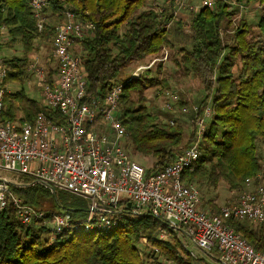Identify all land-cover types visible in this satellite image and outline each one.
Listing matches in <instances>:
<instances>
[{
  "label": "trees",
  "instance_id": "16d2710c",
  "mask_svg": "<svg viewBox=\"0 0 264 264\" xmlns=\"http://www.w3.org/2000/svg\"><path fill=\"white\" fill-rule=\"evenodd\" d=\"M48 1L43 10L50 11L52 17L69 10L93 25L80 42L85 53L81 66L88 97L105 95L127 66L146 56L162 54L163 48L171 51L179 72L200 78L204 94L185 142L181 123L160 122L142 102L143 86L158 84L162 90L169 89L161 64L155 72L149 67L147 76L123 80L119 118L131 152L153 157L147 172L171 162L175 151L195 139L194 120L209 104L213 113L202 134L199 157L183 171L182 179L186 183L205 181L210 186L224 180L235 191L250 182L253 188L260 185L264 178V0H245L260 6L256 25L244 18L236 22L226 0H212L211 6L203 5L192 14L187 32L183 31L184 23L174 17L175 0H166L167 6L158 10L148 5L150 0ZM35 23L27 0H0V25L9 34L0 49L3 45L12 48L15 43L22 47L21 55L6 58V84L26 80L27 63L37 48L35 41H45L54 34L50 19L41 31ZM180 32L187 34L189 46H176ZM47 68L53 71L51 65ZM3 101L2 118L6 120L31 121L41 109L39 100L23 89L6 93ZM10 187L21 201L46 215L23 224L11 202L0 210V264H166V260L196 264L180 248L182 235L178 230L152 215L133 214L127 209L119 214V222L112 229L84 230L77 225L49 241L46 235L51 230V215L67 211L76 220L83 219L87 201L64 190L51 191L40 183ZM209 207L213 212L216 205ZM226 222L256 251L264 253V234L259 228L233 217ZM163 231L166 237H160ZM141 237H146V243L140 255L137 244Z\"/></svg>",
  "mask_w": 264,
  "mask_h": 264
},
{
  "label": "built area",
  "instance_id": "2783aa9c",
  "mask_svg": "<svg viewBox=\"0 0 264 264\" xmlns=\"http://www.w3.org/2000/svg\"><path fill=\"white\" fill-rule=\"evenodd\" d=\"M27 4L38 29H42L46 0H27ZM183 4L179 0V6ZM212 4V0H202L187 6L197 9ZM63 15L51 42L55 74L48 76L32 56L27 63V70L38 82L41 107L31 121L2 118L3 97L10 92L4 82L9 70L6 58L10 56H4L0 49V210L11 202L23 224L45 217V211L21 201L10 187L40 183L51 191L64 190L87 201L83 219L76 220L67 211L51 215V230L46 236L49 241L77 225L84 230L112 229L119 222V214L127 209L133 214L152 215L168 228L178 230L182 235L180 248L194 259L197 253L186 247L184 237L211 257L213 264H264V253L256 251L226 222L230 217L252 221L264 234V185L243 190L218 213L198 206L199 191L184 182L182 173L199 157L203 117L197 120V140L179 150L170 163L147 172L133 161L121 142L125 127L117 115L122 84H113L101 97L86 95L83 58L72 50V45L78 40L76 44H80L93 26L69 10ZM8 38L7 29L0 25V43ZM163 52L154 60H166L167 50ZM144 69L138 66L130 74L138 76ZM177 98L168 92L165 106L171 108ZM210 114L207 107L204 115ZM160 237H166V231ZM144 243L146 237H141L137 244L140 255Z\"/></svg>",
  "mask_w": 264,
  "mask_h": 264
},
{
  "label": "rangeland",
  "instance_id": "374dc122",
  "mask_svg": "<svg viewBox=\"0 0 264 264\" xmlns=\"http://www.w3.org/2000/svg\"><path fill=\"white\" fill-rule=\"evenodd\" d=\"M202 0H184L183 2L186 3V5H193V4H198V2H201ZM226 2L229 4V8L233 9L235 12V17L234 20L237 22L238 20L244 18L246 21L251 23L252 25H256L259 16H260V6L257 2H251L247 3L245 0L243 1H237V0H226ZM168 2L166 0H150L148 5L150 7H153L155 9H159L161 7L167 6ZM182 9H187L188 15L186 16L185 19H178L181 20L182 23H184L183 26V31L187 32L188 28L186 26L188 20L192 16V14L197 11V9H192V8H187V7H181ZM50 20H55L54 17L50 14V11L46 12V19ZM177 20V18H175ZM173 25V24H172ZM175 28V25H174ZM225 33L230 34L231 32L228 31ZM177 34V33H176ZM175 34V35H176ZM178 37H180V41L178 43L179 46L181 44H185L186 46H189V42L187 39V34L182 35L181 32L177 34ZM36 44V49L34 50L35 52L32 55L33 60L38 64L39 66L43 68L49 67V65H53V59L50 55V46H51V38H47L45 41L39 42L35 41ZM4 47H7L6 45H3ZM80 48H83L80 44H75L74 46V51H77L80 53ZM164 49V48H163ZM168 52V58H166V61L162 62V60L156 62L152 67L151 71L155 72L158 70L159 65L161 64V70L162 75L166 77L169 89L162 90L159 88V85H147L143 86V92H142V97H143V104L144 106H147L148 109L152 112L155 113L158 117V120L160 122H173V121H178L181 123V126L184 128V142L187 140L186 138L188 137L190 133V122L191 119L194 115V107L198 105V102L201 100L204 94L203 90V85L198 77H194L192 75H184L181 72L178 71L176 66L174 65L172 61L173 54L171 51L167 48H165ZM5 54L7 56H12V55H21L22 53V47L20 46L19 43H15L14 46L11 48L10 47L5 49ZM162 54L164 53L163 51L161 52ZM161 54L159 55H154L157 57H160ZM152 55L146 56L143 59L137 60L132 62L129 66H127L119 75V80L122 81L124 79H127L130 73L134 71V69L140 65H146L151 58L154 57ZM145 68L143 72L140 73V75L145 76L146 72L148 74V71ZM146 74V76H147ZM149 75L150 72H149ZM142 76V77H143ZM159 78L161 77L160 74L158 76ZM8 89L10 91H16L19 89H23L24 92H26L31 98L35 100L40 99V93H39V86L38 82L33 78L32 76L28 75L26 80L24 82H18V81H12L9 82L8 84ZM168 92L170 93H176L178 97V101L173 103L172 109H168L167 107L164 106L165 100L168 98ZM137 104V103H136ZM209 121V118H206L205 123ZM126 130V128H125ZM197 140V137L195 138ZM195 139L193 141H195ZM129 139H127V134H125L123 143L126 146V150L130 153L133 157L134 160L137 162L141 163L144 168L150 167L153 163V157L149 155H143L140 153H133L131 152V145L129 144ZM192 142V141H191ZM190 143V142H189ZM189 143H186L188 145ZM185 145V146H186ZM183 146V145H182ZM181 148V147H180ZM251 183V182H250ZM244 187L241 190L235 191V190H230L228 184L224 180H220L217 184V186H210L207 182H193L192 184L198 189L199 191V207L206 211L204 206L206 205L208 200H211L209 202V205L212 203L216 205V207H213L212 210L214 209L213 212L211 211L210 207L208 209L209 213H218L220 211V208L224 205H227L229 203L234 202L239 194L248 188H253V185L250 184ZM260 185L264 184V178L261 179ZM258 186V185H257ZM256 186V187H257ZM255 188V187H254ZM253 188V189H254ZM251 190V189H249ZM217 209V210H215ZM239 219V218H238ZM245 220V219H241ZM248 223H250L253 227L259 228L262 233L263 230L261 227L257 226L254 224L252 221L246 220ZM50 225V224H49ZM230 225V224H229ZM231 226V225H230ZM232 227V226H231ZM233 228V227H232ZM47 236V235H46ZM185 242L187 243L188 249H192L195 253H197V258H195L196 264H208L211 262L213 264V260L211 257H209L204 251L194 247L191 243V241L187 238L184 237ZM212 252H215L212 251ZM186 254V253H184ZM185 256H189V253H187Z\"/></svg>",
  "mask_w": 264,
  "mask_h": 264
},
{
  "label": "bare ground",
  "instance_id": "6f19581e",
  "mask_svg": "<svg viewBox=\"0 0 264 264\" xmlns=\"http://www.w3.org/2000/svg\"><path fill=\"white\" fill-rule=\"evenodd\" d=\"M184 1V0H183ZM175 3H176V5H175V7H174V9H173V13H174V17L175 18H177V16H178V13H179V9H182L181 7H187L188 8V6L186 5V3H184L182 6H179V0H175ZM49 4V1L48 0H46V6L44 7V9L47 7V5ZM43 10V9H42ZM42 16H43V27H44V24H45V22H46V12L43 10V14H42ZM34 17V16H33ZM35 18V17H34ZM55 18V20L53 21V20H51L52 21V23H53V26H54V30H55V26L57 25V22H60L61 20H63L64 19V15H62V16H56V17H54ZM50 19V18H49ZM79 19V18H78ZM36 20V19H35ZM81 20V19H80ZM36 26H37V21H36ZM93 26V25H92ZM37 29H38V27H37ZM43 29V28H42ZM42 29H38L39 31H41ZM231 32V31H230ZM54 35V34H53ZM52 38L54 37V36H51ZM52 38H51V42H52ZM77 42H79V40L78 41H75L74 43H73V45H72V50L74 51V46H75V44L77 43ZM5 44V43H4ZM7 48H9V47H2V50H3V55L4 56H6L7 57V54H5V49H7ZM10 50H11V48H10ZM75 53H77V54H79L82 58H84L85 57V53H84V49H82V50H80V53L79 52H77V51H74ZM50 54H51V46H50ZM155 58H157V56H154V57H152L151 59L152 60H150L149 62H148V64H146V65H140V66H144L146 69H148L149 67H152L156 62H158L157 60H154ZM154 60V61H153ZM45 70L47 71V73H48V76H51V75H53V74H55V72H56V68L55 67H52V72L50 73V71H49V69L48 68H45ZM27 75H30V76H32L33 78H34V75H33V73H31L30 71H28L27 70ZM139 76L140 75H138V76H132V75H129V77H127V80H129V79H131V78H139ZM28 77V76H27ZM35 80H36V78H35ZM85 80H86V78H85ZM124 80H126V79H124ZM37 81V80H36ZM115 83H121L122 84V90H123V86H124V84H123V80L122 81H120L119 79L115 82ZM114 83V84H115ZM10 92H13V91H10ZM176 94V93H175ZM177 95V94H176ZM120 97H121V95H120ZM176 101H178V98H177V100H175L174 102H172L171 103V108H168V109H172V106H173V103H175ZM165 102H166V100H165ZM165 102H164V106H165ZM166 107V106H165ZM207 107H209L210 108V111L212 110L211 109V107H210V105L208 104V105H206V107L204 108V110H203V112L200 114V115H198L197 117H196V119L194 120V125H195V127H196V135H195V138L198 136V130H199V126L197 125V120L199 119V118H202L203 117V119H204V122H203V130H202V134H203V131H204V129H205V125H207L206 123H205V120H206V118H209V119H211V117H212V113H213V111H211V114L209 115V116H205L204 115V112H205V109L207 108ZM119 108H120V101H119V107H118V117L120 116L119 114ZM194 110L195 111H197V107H194ZM120 119V118H119ZM121 121V120H120ZM122 123V122H121ZM125 134H126V130H125ZM202 134H201V138H202ZM125 136V135H124ZM124 139V138H123ZM201 141V140H200ZM122 143H123V140L121 141ZM194 141H192V142H190L188 145H186V146H183V147H181L179 150H181V149H183V148H185V147H187V146H189L190 144H192ZM123 146H124V148H125V150H126V146L124 145V143H123ZM179 150H177V151H175V154L179 151ZM126 152L128 153V155L130 154L127 150H126ZM175 154H174V157H175ZM130 156V158L133 160V161H135V162H137L136 160H134L133 159V157L131 156V155H129ZM137 163H139V162H137ZM170 163V162H169ZM140 165H142L141 163H139ZM165 166V165H164ZM143 168H144V166H143ZM162 168V167H161ZM160 169V168H159ZM158 170V169H157ZM183 174V173H182ZM183 176V175H182ZM185 182V181H184ZM186 183V182H185ZM187 184H192V183H187ZM193 185V184H192ZM194 186V185H193ZM195 187V186H194ZM196 188V187H195Z\"/></svg>",
  "mask_w": 264,
  "mask_h": 264
},
{
  "label": "crops",
  "instance_id": "0c3cea01",
  "mask_svg": "<svg viewBox=\"0 0 264 264\" xmlns=\"http://www.w3.org/2000/svg\"><path fill=\"white\" fill-rule=\"evenodd\" d=\"M187 12H188L187 9H179V13H178L177 19H185L186 16L188 15ZM204 208L208 212L209 203H206V205L204 206Z\"/></svg>",
  "mask_w": 264,
  "mask_h": 264
}]
</instances>
